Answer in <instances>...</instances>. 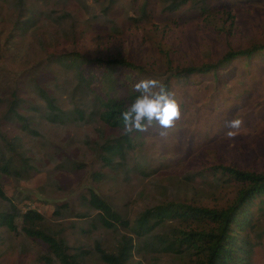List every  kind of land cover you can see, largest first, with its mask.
<instances>
[{
	"label": "rangeland",
	"instance_id": "rangeland-1",
	"mask_svg": "<svg viewBox=\"0 0 264 264\" xmlns=\"http://www.w3.org/2000/svg\"><path fill=\"white\" fill-rule=\"evenodd\" d=\"M193 1L168 11L166 0H115L104 11L108 0H26L35 25L22 28L17 13L0 0V143L5 158L13 157L11 169H20L18 177L0 172V185L22 212L31 209L44 216L40 228L62 238L68 254L81 252L77 264H106L97 256L95 243L115 251L122 234L139 246L130 263L193 264L197 255L157 251L158 237L171 234L173 228L206 231L213 226L173 218L149 236L139 237L122 227L107 229L97 224L96 212L86 206L90 189L133 225L145 209L170 202L227 208L241 185L218 173L214 167L219 164L264 173V48L214 74L172 78L170 93L182 113L176 127L166 136L159 134L162 129L155 123L147 132L134 133L130 147L113 166L104 163L98 146L122 131L107 126L98 111L74 126L51 124L34 110L22 108L41 103L35 85L62 108L91 107L92 95L81 87L70 97L76 80L57 61L60 54L78 51L89 58L136 61L143 73L135 72L131 83L110 90L124 97L129 90L136 91L134 85L141 79L162 82L168 74L163 70L166 58L177 66L199 65L228 49L264 43V0ZM203 5L208 14L201 12ZM15 98L37 134L22 130L20 121L7 115ZM234 118L243 123L231 129L236 135L230 138L228 122ZM21 157L31 167L23 166ZM259 200L248 205L252 226L241 232L251 244V264H264V202ZM61 204H66L67 213L59 217L53 211ZM7 206L0 199V209ZM24 224L17 217L16 231L0 226V264H61L49 255L45 242L26 235ZM146 237L154 245L143 244ZM47 255L51 261L45 260Z\"/></svg>",
	"mask_w": 264,
	"mask_h": 264
},
{
	"label": "trees",
	"instance_id": "trees-1",
	"mask_svg": "<svg viewBox=\"0 0 264 264\" xmlns=\"http://www.w3.org/2000/svg\"><path fill=\"white\" fill-rule=\"evenodd\" d=\"M17 13V20L22 28H30L35 25L33 11L25 6L26 0H2ZM115 0H108L103 6L106 11ZM189 0H166L165 10L174 11ZM193 1V0H191ZM198 3L197 0L193 1ZM25 11V13H23ZM144 9L142 13H144ZM201 12L208 14L206 5L201 6ZM26 17L22 20L21 17ZM69 17V13L64 14ZM264 48L263 44H253L243 49H228L218 59L202 64H189L186 66L173 65L170 58L165 59L164 73H168L162 83L171 91L172 78H187L194 74L215 73L218 68L229 65L239 57H252L255 53ZM57 61L73 72L76 84L73 87L70 97L74 91L81 87L84 94L90 93L91 107L85 109L81 106L72 105L69 108H62L54 96L50 95L43 87L35 85L36 95L41 103H34L23 109H31L44 121L51 124L80 126L87 122L96 111L99 118L109 127L122 131L114 138H105L98 146V151L102 155L105 164L113 166L114 159L123 158L126 148L130 147V139L136 131L125 134L121 114L132 101L140 94L132 90L124 97H118L110 93L117 84H129L135 77L134 73H143V68L136 61L126 57L89 58L78 51L57 56ZM99 68V73L97 72ZM102 68V69H100ZM80 101V100H79ZM1 102V99H0ZM97 105V107H96ZM84 106V104H83ZM17 98L12 100L7 115L15 117L20 121L22 130L37 134V130L31 127L28 116L21 113ZM11 115V116H10ZM15 138L12 140L13 143ZM5 151L0 143V172L18 177L19 170L11 169L13 157L5 158ZM22 165L26 168V159L21 157ZM23 169V168H21ZM218 173L225 175L231 182L241 185L237 196L232 204L227 208L216 210L206 207L192 206L182 203H167L145 209L134 220L131 225L128 218L122 216L114 210L112 206L101 198L94 190H88L86 206L94 210L97 224L107 229L122 227L133 231L137 236L152 235V231L161 227L165 221L178 218L189 222H208L212 228L208 230H183L173 228L172 233L159 236L156 247L157 251L171 252L180 256L197 255L193 264H251V244L247 239L241 237V232H245L247 227H251L250 212L248 205L255 198H260L264 202V173L245 171L230 165L219 164L214 167ZM0 199L7 202L5 209H0V226H4L10 231H16L15 219L19 217L25 223L22 229L27 236L39 238L48 246L49 255L56 257L61 264H77L81 258L80 253L68 254L67 245L62 238H56L53 234L40 228L44 221V216L35 210L28 209L22 212L12 202L0 185ZM67 213L66 204L55 207L54 215L62 217ZM87 214V213H85ZM84 215V214H82ZM143 244L152 246L154 242L146 237ZM139 248L133 244L131 236L122 234L115 251L108 252L100 246L97 241L94 246L97 256L106 264H133L130 263L133 251ZM46 261H51V257L44 256ZM135 264H139L134 262Z\"/></svg>",
	"mask_w": 264,
	"mask_h": 264
},
{
	"label": "clouds",
	"instance_id": "clouds-1",
	"mask_svg": "<svg viewBox=\"0 0 264 264\" xmlns=\"http://www.w3.org/2000/svg\"><path fill=\"white\" fill-rule=\"evenodd\" d=\"M134 87L140 94L121 114L125 134L147 132L155 123L162 129L159 134L166 136L167 130L174 129L181 119L180 102L155 78L141 79ZM242 123L241 118L230 120L228 137H234L236 132L231 129H239Z\"/></svg>",
	"mask_w": 264,
	"mask_h": 264
}]
</instances>
